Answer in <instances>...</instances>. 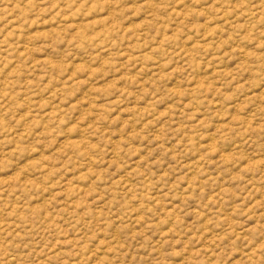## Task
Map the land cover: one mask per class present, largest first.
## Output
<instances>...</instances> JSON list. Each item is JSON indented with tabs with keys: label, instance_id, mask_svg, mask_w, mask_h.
Here are the masks:
<instances>
[{
	"label": "rangeland",
	"instance_id": "obj_1",
	"mask_svg": "<svg viewBox=\"0 0 264 264\" xmlns=\"http://www.w3.org/2000/svg\"><path fill=\"white\" fill-rule=\"evenodd\" d=\"M0 264H264V0H0Z\"/></svg>",
	"mask_w": 264,
	"mask_h": 264
}]
</instances>
